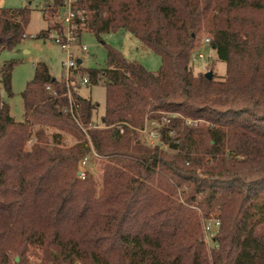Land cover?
<instances>
[{
  "label": "trees",
  "instance_id": "16d2710c",
  "mask_svg": "<svg viewBox=\"0 0 264 264\" xmlns=\"http://www.w3.org/2000/svg\"><path fill=\"white\" fill-rule=\"evenodd\" d=\"M73 10L78 42L125 31L161 64L151 72L103 45L105 67L81 70L105 89L95 125L97 103L44 63L16 122L4 96L18 62L0 64V264H264V0H80ZM30 11L0 7V55L27 37ZM202 35L211 79L194 71ZM153 122L147 145L140 132ZM92 154L100 180L79 179Z\"/></svg>",
  "mask_w": 264,
  "mask_h": 264
},
{
  "label": "rangeland",
  "instance_id": "374dc122",
  "mask_svg": "<svg viewBox=\"0 0 264 264\" xmlns=\"http://www.w3.org/2000/svg\"><path fill=\"white\" fill-rule=\"evenodd\" d=\"M51 0H0V7L17 9L28 7L30 11V20L26 29L27 37L14 49L4 51L0 55V64L15 60L18 65L12 72L11 88L13 96L11 98H4L9 105L10 115L16 122L23 120V106L21 100V93L24 90L27 82L33 77L34 66L38 63H44L49 69L52 78L59 80L63 74L62 62L65 60V54L60 46L53 43L50 39H39L37 34L49 29V33L53 34L54 30L51 27L61 23L63 13L58 15L48 14L45 9L47 3ZM46 17L43 16V11ZM205 35L201 36L199 49L197 53H201V59L193 61L194 71L201 73H208L209 65L215 61L214 52L203 43ZM80 45L87 48V60L74 50V56L83 58L82 67L85 69H97L105 67L106 50L103 45H107L119 51L124 58L129 61H136L141 64L146 70L155 72L160 67V58L154 53L141 48L139 42L129 33L125 31H118L103 35L101 41H97L95 37L89 33H83L80 38ZM214 71L223 76L225 73V64L215 62ZM79 95L83 98L90 99L97 103L98 108L93 115V124L99 122V117L104 112L105 104V89L102 85H91L82 87L78 91ZM155 128H158L157 123H147L145 132H140V139L143 143L151 145L155 143V139L151 137ZM53 130L49 129V133ZM65 143L73 144L75 140L66 136ZM34 142L32 139L27 144V148ZM100 167L101 162L93 156L88 157L85 165V170L92 174L96 181L100 180Z\"/></svg>",
  "mask_w": 264,
  "mask_h": 264
},
{
  "label": "built area",
  "instance_id": "2783aa9c",
  "mask_svg": "<svg viewBox=\"0 0 264 264\" xmlns=\"http://www.w3.org/2000/svg\"><path fill=\"white\" fill-rule=\"evenodd\" d=\"M80 0H64V5L62 9V26L63 30L61 32L54 31L53 34H48L46 39H50L53 43L60 46L61 50L65 54V60L62 62L63 74L62 79L66 82L67 87L71 86L75 89L91 86L89 77L87 75H81V70L83 69V58L75 57L74 50L80 53L87 60V48L85 46L80 45L78 42V38L74 33L75 25L74 20L80 16V13H77L73 10L74 6ZM204 43H208V39L203 40ZM198 58L201 59L202 55L199 54ZM47 90H50V87H47ZM68 98L71 99V94L68 92ZM165 121V120H163ZM93 128H96L93 126ZM145 132V129L141 131V133ZM151 137L153 139H157L156 133L152 132ZM94 158H97L95 154H92ZM88 157H84L78 167L77 177L79 179H84L85 177V165L88 161ZM218 225L216 223L214 226L211 223L205 224V231L209 232L214 230V228Z\"/></svg>",
  "mask_w": 264,
  "mask_h": 264
},
{
  "label": "water",
  "instance_id": "95a60500",
  "mask_svg": "<svg viewBox=\"0 0 264 264\" xmlns=\"http://www.w3.org/2000/svg\"><path fill=\"white\" fill-rule=\"evenodd\" d=\"M205 77L208 78V79H211L212 78V73L211 72L206 73Z\"/></svg>",
  "mask_w": 264,
  "mask_h": 264
}]
</instances>
